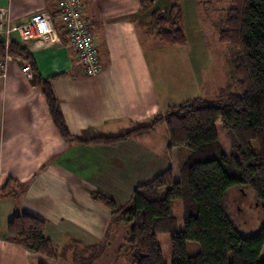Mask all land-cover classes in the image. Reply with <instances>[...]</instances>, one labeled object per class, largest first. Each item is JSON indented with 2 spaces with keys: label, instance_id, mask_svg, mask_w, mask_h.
I'll return each mask as SVG.
<instances>
[{
  "label": "crops",
  "instance_id": "1",
  "mask_svg": "<svg viewBox=\"0 0 264 264\" xmlns=\"http://www.w3.org/2000/svg\"><path fill=\"white\" fill-rule=\"evenodd\" d=\"M78 2L98 57L96 76L86 74L66 29L56 20L59 0H0V10L15 25L36 13L54 19L53 31L44 39L22 41L12 32L9 40L25 46L40 76L51 79L70 134L114 136L164 113L152 78V57L145 52L152 51V10L142 11L140 0ZM163 8L157 10L170 6ZM0 64V187L11 178L24 188L16 198L0 196V264L39 261L6 233L15 210L44 220L46 236L58 249L75 241L98 243L110 212L91 193L100 191L120 205L147 179L173 168L177 154L166 152V130L157 128L165 132L160 149L152 144L154 131L113 146L65 141L31 71H22L29 67L27 61L9 56Z\"/></svg>",
  "mask_w": 264,
  "mask_h": 264
},
{
  "label": "trees",
  "instance_id": "2",
  "mask_svg": "<svg viewBox=\"0 0 264 264\" xmlns=\"http://www.w3.org/2000/svg\"><path fill=\"white\" fill-rule=\"evenodd\" d=\"M229 3L217 33L218 42L235 54L229 63V91H220L223 102L190 99L114 136L91 131L72 136L51 79L40 76L25 46L14 40L6 44L0 39V60L10 56L27 61L54 128L65 141L113 146L165 126L166 152L177 154V171L169 167L150 177L123 204L118 205L100 191L92 192V200L110 212L104 237L92 245L78 241L71 244L94 253L107 245L109 228L129 224L127 244L133 264H164L157 242L160 234L170 237L171 264H264V0ZM140 8L151 11L152 1L140 0ZM178 9L174 2L170 8L150 14V31L167 46L186 44L178 28ZM23 189L9 178L0 187V196L16 198ZM249 193L251 205L262 214L260 228L254 234L240 232L234 219L240 211L238 197ZM175 200L182 202V231L176 230L171 211ZM45 228L44 220L15 210L6 233L11 241L38 256L37 264H51L70 250L74 264H93L96 254L79 258L70 244L59 250L46 236ZM187 242L197 243L198 252L190 255Z\"/></svg>",
  "mask_w": 264,
  "mask_h": 264
},
{
  "label": "rangeland",
  "instance_id": "3",
  "mask_svg": "<svg viewBox=\"0 0 264 264\" xmlns=\"http://www.w3.org/2000/svg\"><path fill=\"white\" fill-rule=\"evenodd\" d=\"M229 1L152 0V11L164 9V6H171L174 2L177 4L179 8L178 28L186 37V44L183 47H175L162 44L152 33L151 53L148 48H145L146 57H152V78L157 85L164 111L194 98L223 102L224 97L220 91H229L227 87L230 73L229 63L235 54L228 46L218 42L217 33L219 22L230 7ZM140 33L144 38L141 30ZM143 42L145 44V38ZM232 91L233 89L230 90ZM158 128L166 130L165 126ZM153 133L152 144L160 149L164 143L165 132L156 128ZM167 141L168 139L165 138L166 143ZM173 170L177 171V157ZM251 199V193L238 197L239 207L237 209L240 211L234 216L237 229L245 234H254L261 225V210L251 205ZM171 211L176 221V230L182 231L184 216L181 200L172 202ZM129 230V224L109 228L108 236L105 238L107 245H103L94 253L91 252L96 254L93 264H133V256L127 244ZM157 242L163 263L171 264L172 252L169 235H158ZM71 243L68 244L73 246L71 249H75L77 257L88 259L91 253L85 252L84 246H75ZM64 244L60 245L59 250L66 246ZM186 249L190 255L199 250L195 242H187ZM72 255V250H70L65 257L51 264H74ZM261 259L264 260V248Z\"/></svg>",
  "mask_w": 264,
  "mask_h": 264
},
{
  "label": "built area",
  "instance_id": "4",
  "mask_svg": "<svg viewBox=\"0 0 264 264\" xmlns=\"http://www.w3.org/2000/svg\"><path fill=\"white\" fill-rule=\"evenodd\" d=\"M60 12L56 20L66 29L71 44L78 54L89 76H96L99 72L98 57L94 47L93 37L82 19L81 6L78 0H59ZM53 18L44 14H34L21 25L11 23L6 11L0 10V35L7 44L12 32H17L22 41L44 39L53 31ZM7 56L6 58H8ZM3 66L0 64V70ZM23 73L29 75V67L22 69Z\"/></svg>",
  "mask_w": 264,
  "mask_h": 264
}]
</instances>
